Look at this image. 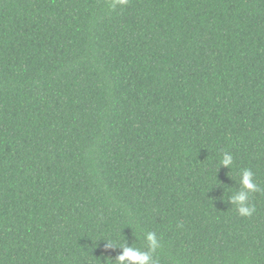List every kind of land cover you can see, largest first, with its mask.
<instances>
[{
    "label": "trees",
    "instance_id": "1",
    "mask_svg": "<svg viewBox=\"0 0 264 264\" xmlns=\"http://www.w3.org/2000/svg\"><path fill=\"white\" fill-rule=\"evenodd\" d=\"M149 232L152 264H264V0H0V264Z\"/></svg>",
    "mask_w": 264,
    "mask_h": 264
},
{
    "label": "clouds",
    "instance_id": "2",
    "mask_svg": "<svg viewBox=\"0 0 264 264\" xmlns=\"http://www.w3.org/2000/svg\"><path fill=\"white\" fill-rule=\"evenodd\" d=\"M120 3L126 2V0H119ZM115 7V5H113ZM233 162V158L230 154L225 153L220 166L230 167ZM242 190L235 193L229 198L231 204L237 205V211L242 216H249L254 211V208L248 206V193L257 190V186L253 182V174L250 170H244L240 179ZM148 242L149 251H140L134 247L122 246V253L118 257V264H152V256L150 253H154L158 247V241L155 233L149 232L146 236Z\"/></svg>",
    "mask_w": 264,
    "mask_h": 264
}]
</instances>
